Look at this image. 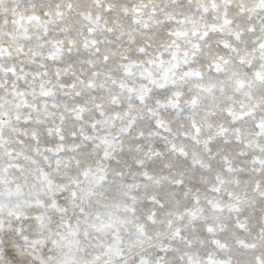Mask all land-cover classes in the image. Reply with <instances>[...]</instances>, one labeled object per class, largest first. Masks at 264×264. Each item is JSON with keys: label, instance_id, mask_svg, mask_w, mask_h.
Here are the masks:
<instances>
[{"label": "clouds", "instance_id": "clouds-1", "mask_svg": "<svg viewBox=\"0 0 264 264\" xmlns=\"http://www.w3.org/2000/svg\"><path fill=\"white\" fill-rule=\"evenodd\" d=\"M0 264H264V0H0Z\"/></svg>", "mask_w": 264, "mask_h": 264}]
</instances>
